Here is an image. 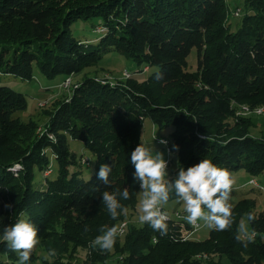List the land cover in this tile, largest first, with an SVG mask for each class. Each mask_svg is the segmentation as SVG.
<instances>
[{"label":"trees","instance_id":"16d2710c","mask_svg":"<svg viewBox=\"0 0 264 264\" xmlns=\"http://www.w3.org/2000/svg\"><path fill=\"white\" fill-rule=\"evenodd\" d=\"M229 5L226 0H0V76L32 81L37 67L47 78L72 80L69 93L44 110L46 125L37 134L36 121L17 116L28 106L26 94L0 84V195L18 188L9 189L14 212L0 208V231L27 218L42 239L57 223L59 238L85 249L79 264H109L113 256L114 264H263L264 211L254 207L232 212L224 230L211 228L204 239H185L180 221L163 205L169 215L167 234L147 223L127 224L114 253L94 244L101 229L120 225L124 212L139 202L142 189L133 177L130 154L141 144L147 118L160 129L173 126L169 150L185 168L207 158L230 173H264V136L252 135L248 123L231 133L224 122L237 104L264 105V0H244L235 27L227 16ZM77 23L93 37L79 32ZM193 48L197 64L191 69ZM110 52L133 62L125 79L83 72L109 63ZM142 66V74L151 70L139 80L135 71ZM170 87L172 92L163 93ZM73 139L95 156L89 178L83 166L91 161L82 162L83 156L70 148ZM104 163L113 168L110 185L96 177ZM18 164L16 175L10 168ZM178 171L179 166L169 178L174 180ZM125 187L130 199L122 200L114 218L101 194ZM168 201L182 202L171 193ZM248 213L258 238L240 234L241 217ZM0 264H19L18 254L2 240ZM27 264L36 263L30 259Z\"/></svg>","mask_w":264,"mask_h":264},{"label":"rangeland","instance_id":"374dc122","mask_svg":"<svg viewBox=\"0 0 264 264\" xmlns=\"http://www.w3.org/2000/svg\"><path fill=\"white\" fill-rule=\"evenodd\" d=\"M226 2L230 4L228 7L227 16L230 18L233 27H235L239 23L238 20L243 13L242 5L244 0H226ZM76 28L79 32H84L85 34H89L93 37L92 31L90 29H80V23H77ZM106 55V61H108V59H106L107 57L112 56L109 63H101L98 65L86 67L83 72H85V74H94L98 75L99 77L108 78L111 81L123 80L131 74L129 73L130 70H128L131 66H133V62L131 60L117 52H110ZM196 64L197 52L196 48H193L188 56V67L193 69L196 67ZM143 67L144 66L139 67L137 68V71H135L136 73H139L137 74L139 80L145 79L149 75L151 70V68H148L149 70L142 74L144 70L142 69ZM34 75V80L26 81L14 75L2 74L0 76V84L12 86L14 89L22 91L26 94L28 106L25 110L19 111L17 113V116L23 121H28L30 119L36 121L37 127L35 129V132L37 134L39 132L41 133L46 125L47 116L44 114V110L48 108L51 109L54 102H56L60 97H63L64 95H67L69 93V88L72 80L69 79L70 77L65 79V75H58L55 78H47L39 71L37 67L34 68ZM79 77L81 76H77L76 79L79 80ZM69 80L70 84L68 85L67 83L69 82ZM64 82H66V86L69 87H64ZM172 90L173 87H170L169 89H164L163 93L169 94L170 92H172ZM261 107H264V105L251 106L249 104L245 105V103L237 104L234 115L226 118L224 122L228 123V127L232 130L231 133H237L238 130H240L248 123L249 132L254 136L262 137L264 136V113H260L258 110ZM251 121H253V123H251ZM250 123L252 125H250ZM172 130L173 126L160 129L155 126V124H153L151 119L147 118L144 120L142 126L140 141L141 143L152 147L153 151L158 150L164 152L165 158L168 160L169 177L173 176L178 168L177 156L174 152H170L169 150V139L171 137L170 135ZM21 137L26 139L28 138L27 135ZM29 139H31V137H29ZM161 139L167 140L168 144H161ZM70 148L73 151L77 152L79 156H83L82 162L86 160L88 161V159L91 161L90 166H83L84 175L89 178L94 170V154H92L79 140H70ZM21 167V164H18L16 168L11 167L10 169L14 172V174L17 175ZM44 174L48 175L50 174V171H46ZM55 175L56 171L54 174H52V176ZM231 175L234 179L233 185L235 186V188L233 193L230 194L228 202L232 205V207L235 206L234 208H232L234 209L232 212L234 214H237L240 210L248 209L249 207H254V211L258 213L264 211V173H261L259 175H251L245 170H239L237 172H231ZM7 187L8 186L3 188ZM9 189H11L12 191H18V188H15L14 186L9 187ZM9 189H6L5 194L3 193L0 195V208H2L5 213L14 212L13 197L11 196V192ZM142 199L143 196L142 193H140L137 206L132 209H127L124 212L123 219L125 221L123 222H126L128 224V227L132 224L137 226H141L143 224L139 220V216L142 214ZM238 201H240L238 203L239 205L236 204ZM251 202H253V204H246ZM255 202L256 204H254ZM164 207L173 218H176L175 211H185L183 201L181 202V204H177L176 201H168L166 204H164ZM200 222L202 226L199 228V230L193 233V237L196 239L206 238L211 230V228H209L205 222ZM118 225L119 223L116 226V228L118 227L117 233L123 234L125 231H123L124 226L119 231L118 229L120 225ZM239 228L242 237L258 238V234L252 231L250 227L247 214L242 215ZM59 230L60 228L57 227L56 223L52 226V229H48V232L50 233L49 235L42 239L39 237V243L34 247V249L32 250L33 252L31 253L30 259H32L33 262H35L36 264H79L85 260V249L75 246L73 247L70 244L64 242L56 234L59 233ZM125 234L116 235L115 243L118 242L122 244ZM262 238L264 239V235H262ZM114 244L111 249H108L110 254L114 253ZM112 259L113 260H111L110 263L114 264V256Z\"/></svg>","mask_w":264,"mask_h":264},{"label":"clouds","instance_id":"9594fccd","mask_svg":"<svg viewBox=\"0 0 264 264\" xmlns=\"http://www.w3.org/2000/svg\"><path fill=\"white\" fill-rule=\"evenodd\" d=\"M204 138L207 139V136ZM160 143L167 145L168 141L161 139ZM173 148L178 149L179 145H173ZM130 161L135 168L133 177L139 182L143 194L142 214L139 216L141 223L159 230L161 235L167 234L169 217L162 211V206L168 202L171 193L183 201L188 223L196 225L198 221H203L216 231L230 226L232 205L228 201L234 179L227 168L207 158L187 168L177 161L179 171L176 178L171 180L164 152L153 151L144 143L131 152ZM112 172V165L104 163L96 172V177L103 185H110L115 180L114 176L110 179ZM101 199L108 213L115 218L123 209L122 200L130 199V193L127 187L115 192L104 191ZM247 215L249 220L254 218L252 213ZM38 231L31 220L19 218L12 225H3L0 240L18 254L19 264H27L32 250L39 243ZM101 232L94 244L101 249H111L117 235L116 226L101 229Z\"/></svg>","mask_w":264,"mask_h":264},{"label":"built area","instance_id":"2783aa9c","mask_svg":"<svg viewBox=\"0 0 264 264\" xmlns=\"http://www.w3.org/2000/svg\"><path fill=\"white\" fill-rule=\"evenodd\" d=\"M63 86L69 87V86H66V82L63 83ZM162 211H164L163 208H162ZM168 217H169V215H168ZM176 218L180 221L181 233H190L191 235H193V233H195L197 230H199V228L202 226L200 221H198V223L196 225H192V224L188 223V221L184 217V213H181L180 215H176Z\"/></svg>","mask_w":264,"mask_h":264},{"label":"bare ground","instance_id":"6f19581e","mask_svg":"<svg viewBox=\"0 0 264 264\" xmlns=\"http://www.w3.org/2000/svg\"><path fill=\"white\" fill-rule=\"evenodd\" d=\"M70 79V78H69ZM71 80V79H70ZM70 80H69V82L67 83L68 85L70 84ZM65 81V80H64ZM66 84V85H67ZM246 105V104H245ZM242 106V105H241ZM262 106V105H261ZM259 107V106H258ZM254 109V108H253ZM242 110V109H241ZM259 110V112L260 113H264V107H261V108H259L258 109ZM251 114V113H250ZM85 160V159H84ZM252 182H253V180H252ZM179 215V214H178ZM184 217H186V215L184 216ZM124 226V228H123V231L125 230L126 231V228H127V223L126 222H123L121 225H120V227H119V231L121 230V228ZM124 231V232H125ZM180 236H182L183 238H185V239H187V238H190L192 235L190 234V233H182V235H180Z\"/></svg>","mask_w":264,"mask_h":264}]
</instances>
